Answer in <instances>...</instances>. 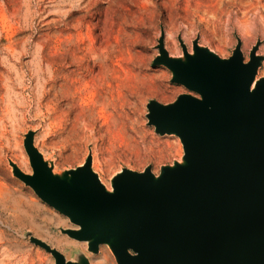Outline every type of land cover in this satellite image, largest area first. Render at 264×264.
<instances>
[{
  "label": "rangeland",
  "instance_id": "1",
  "mask_svg": "<svg viewBox=\"0 0 264 264\" xmlns=\"http://www.w3.org/2000/svg\"><path fill=\"white\" fill-rule=\"evenodd\" d=\"M112 6L123 7L130 19L129 29L115 33L128 41L119 74L123 88L115 95L120 108L99 121L102 130L80 135L73 121L65 119L63 105L72 93L63 54L68 43L72 63L79 57L99 61L105 50L97 37L106 33ZM136 23L142 28L135 29ZM162 31L172 57H184L180 40L190 54L199 40L200 46L228 59L240 40L249 62L258 42L257 54L264 57V0H0V264L55 263L50 253L30 242V233L68 259L87 252L85 245L60 233L69 227L68 219L13 174L10 162L32 173L24 148L28 132H35V146L54 173L76 169L92 154L93 171L111 190L123 169L143 172L151 167L159 176L162 167L183 161L181 140L157 134L147 119L151 100L168 105L182 94L198 96L172 83L167 67H152ZM75 46L80 48L77 56ZM263 77L264 61L257 78ZM88 96L81 104L94 99ZM7 197L14 208L2 205ZM89 257L92 264H117L107 246Z\"/></svg>",
  "mask_w": 264,
  "mask_h": 264
},
{
  "label": "water",
  "instance_id": "2",
  "mask_svg": "<svg viewBox=\"0 0 264 264\" xmlns=\"http://www.w3.org/2000/svg\"><path fill=\"white\" fill-rule=\"evenodd\" d=\"M180 43L184 57L170 56L162 31L152 67H167L172 83L198 96L182 94L168 105L151 100L147 119L157 134L181 140L182 162L162 167L159 176L151 167L123 169L109 192L92 169V154L82 166L54 173L30 131L24 148L32 173L10 162L13 174L68 219L69 227L59 229L62 235L88 241L94 253L109 245L118 264H264L261 42L249 62L240 40L228 59L199 40L193 54ZM29 236L54 264H83Z\"/></svg>",
  "mask_w": 264,
  "mask_h": 264
},
{
  "label": "bare ground",
  "instance_id": "3",
  "mask_svg": "<svg viewBox=\"0 0 264 264\" xmlns=\"http://www.w3.org/2000/svg\"><path fill=\"white\" fill-rule=\"evenodd\" d=\"M112 10V18L111 21L108 22L106 33L97 37V42L105 50L99 61H90L88 57H85L83 60V57H79L76 62L72 63L73 55H71V49L68 43H66L65 52L63 54L65 64L67 65L64 69L65 82L68 84V88L72 93V99L66 101L63 105L65 119L66 123L71 122V120L73 121V128L75 127L74 130L80 135H84L90 130H102L103 128H98L99 121L109 114L110 111H115L120 108V106L117 107L116 105L115 95L117 90H122L123 88L122 84L120 85L121 77L119 74L124 71V53L128 47V41L125 37L121 39L115 38V33L117 28L122 31L129 29L130 19L129 12L123 7L112 6ZM79 24L81 26V23ZM140 25L141 24L136 23L135 29H141L142 27H140ZM73 52L75 56L79 55V46H75ZM119 57L122 59V64L116 61ZM93 82L94 84H92ZM88 95H93L94 99L90 102L81 104V101L85 100ZM24 166L26 167V164H24ZM107 189L109 192L113 191L110 188ZM2 205L8 208H14L15 206L13 200L9 197L2 199ZM66 237L70 239L68 236ZM70 240L85 245L87 252L79 251L75 253L71 259H68L63 254L67 261L92 264L89 255H98L103 246H107L110 249L116 260L114 252L107 244H102L99 248V252L94 253L88 250V241L78 242L72 239Z\"/></svg>",
  "mask_w": 264,
  "mask_h": 264
}]
</instances>
